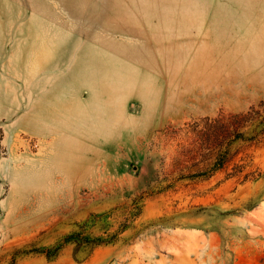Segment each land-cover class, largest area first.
<instances>
[{
	"label": "rangeland",
	"instance_id": "rangeland-1",
	"mask_svg": "<svg viewBox=\"0 0 264 264\" xmlns=\"http://www.w3.org/2000/svg\"><path fill=\"white\" fill-rule=\"evenodd\" d=\"M263 115L264 0H0V264H264Z\"/></svg>",
	"mask_w": 264,
	"mask_h": 264
},
{
	"label": "trees",
	"instance_id": "trees-1",
	"mask_svg": "<svg viewBox=\"0 0 264 264\" xmlns=\"http://www.w3.org/2000/svg\"><path fill=\"white\" fill-rule=\"evenodd\" d=\"M253 110L239 116L242 123H249L250 121L254 120ZM258 119V120H257ZM255 121V125L253 128L246 133H235L232 137V139L223 146L218 154L216 155V158L214 159L212 165L201 174H198V177L208 178L213 173H216L223 169L224 165L228 161L229 154L231 152V146L243 143L247 141H255L257 138L262 135L264 132V115L259 116ZM136 207V206H135ZM131 208L128 210V220L132 219L135 214L134 210L138 211V208ZM125 226V225H124ZM117 239L116 236H107L106 238L102 237H92L89 232L87 231V225H82L79 227V230L77 232H72L69 235L64 236L60 241H58L54 246L49 248H31V250L24 251V254L28 253H41L44 255V257L47 260H52L56 258L60 251L64 248L66 245H75L76 248L79 249H89L93 250L95 248L106 246L109 244H112Z\"/></svg>",
	"mask_w": 264,
	"mask_h": 264
},
{
	"label": "bare ground",
	"instance_id": "bare-ground-1",
	"mask_svg": "<svg viewBox=\"0 0 264 264\" xmlns=\"http://www.w3.org/2000/svg\"><path fill=\"white\" fill-rule=\"evenodd\" d=\"M64 146V145H63ZM63 154L65 155V156H69V155H71L70 154V152H63ZM73 155V154H72Z\"/></svg>",
	"mask_w": 264,
	"mask_h": 264
}]
</instances>
